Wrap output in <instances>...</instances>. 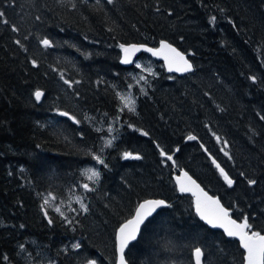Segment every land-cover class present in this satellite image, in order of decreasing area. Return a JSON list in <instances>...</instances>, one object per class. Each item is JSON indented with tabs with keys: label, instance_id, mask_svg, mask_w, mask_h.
<instances>
[{
	"label": "trees",
	"instance_id": "1",
	"mask_svg": "<svg viewBox=\"0 0 264 264\" xmlns=\"http://www.w3.org/2000/svg\"><path fill=\"white\" fill-rule=\"evenodd\" d=\"M0 12V264H114L115 230L147 199L169 206L142 226L127 264H193L196 248L202 264H242L171 176L186 172L264 235V0H0ZM162 41L190 74L166 75L144 54L119 65L121 45Z\"/></svg>",
	"mask_w": 264,
	"mask_h": 264
},
{
	"label": "snow or ice",
	"instance_id": "2",
	"mask_svg": "<svg viewBox=\"0 0 264 264\" xmlns=\"http://www.w3.org/2000/svg\"><path fill=\"white\" fill-rule=\"evenodd\" d=\"M84 2L86 3L87 0H84ZM107 2L111 4L113 3V0H107ZM74 6L75 5H73V7ZM4 16L5 14L3 12H0V21H2L3 23H8V21L4 19ZM37 19H39V17H37ZM215 20L216 17L213 16L210 20V23H214ZM17 30V28L12 27V31L15 32ZM17 43L19 44L20 42L17 41ZM42 43L46 48L51 46L49 40L47 39L43 40ZM121 48L125 53V57L121 61V63L124 64L131 63L132 61L130 59V54L132 52L140 50L135 45L131 47H124L123 45H121ZM144 51L151 52L153 55H160L165 51L171 53V55L164 56V59L168 62L169 71L189 72L192 70V64L189 63V61L185 59V57L175 48H172L169 44L163 41L161 42L159 49L154 50L151 48H145ZM33 63L35 64V62ZM136 66L140 67V65L138 64ZM140 79H143V77H140ZM252 79L253 81H255L254 77H252ZM65 83H68V81H65ZM41 96L42 93L40 91H37L35 93V98L37 100H39ZM122 100H124V106L127 107L129 111H135L134 101H131L124 97H122ZM60 115H67V113L62 112L60 113ZM262 119H264V117H262ZM109 131H111V129H109ZM144 134L146 135V133ZM188 139L194 140L195 137L190 135L188 136ZM217 139H219V137ZM110 146L111 141L109 140L106 142L105 147ZM160 154L161 156H165L167 160H172L171 155H167L163 151H161ZM225 154L227 155V153ZM93 159H95L99 164H104V160L98 155H93ZM124 159L139 160L141 159V157L138 155L132 156L130 153H125ZM213 163H215V161H213ZM104 166L107 167L106 164ZM216 166L220 169L221 176H223L227 184L231 186L233 184V180L224 172L222 168H220L218 164ZM87 172L91 173V175L88 176L89 180H95L99 178L98 171L89 168L87 169ZM184 175L187 178L188 183H180V191H191L192 194L197 197L196 211L200 218L213 228H222L229 237H238L240 246L245 250L246 253V255L244 256L246 264H264V235L257 231H251V225L248 223L247 217L244 218V221L242 223H237L236 220L231 219L229 217L228 211L220 205V202L218 200L207 196V194L199 188V185H197L195 181L191 180L190 177H187V173H185ZM249 183L255 184L256 181L250 180ZM83 188L87 191H92V189L89 188L88 184H84ZM49 195L51 196V194ZM52 198L55 199V197ZM77 202L81 204V209L86 212L87 207L80 201L79 197H77ZM48 204L49 200L48 198H45L44 203L41 205V208L43 209ZM168 206L169 205H166L163 200L146 201L139 205L135 217L120 227L117 235L120 253L119 264H126L124 250L128 247V244L131 241L137 238V234L140 231V226L144 223L147 217L150 216L157 208ZM54 211L59 213L61 217L67 221V223H72V220L66 217L64 213L61 212V209L59 207H55ZM45 216H47L46 211ZM48 222L49 224H51L53 221L49 219ZM79 247V243L73 245V248L78 249ZM194 255L196 264H202L201 257L203 256V252L201 248H196L194 251Z\"/></svg>",
	"mask_w": 264,
	"mask_h": 264
},
{
	"label": "water",
	"instance_id": "3",
	"mask_svg": "<svg viewBox=\"0 0 264 264\" xmlns=\"http://www.w3.org/2000/svg\"><path fill=\"white\" fill-rule=\"evenodd\" d=\"M133 45H135L137 48H139L140 50L139 51H135V52H132L131 54H130V59H131V63H129V64H124V63H121V61L124 59V57H125V53L123 52V50L121 49V51H120V55H119V65L120 66H122V67H124V68H129V67H131V66H133V64L136 62V60L138 59V57L141 55V54H144V55H147L149 58H151L152 60H154V61H157V62H159L161 65H162V68H163V70H164V73L166 74V75H173V76H176V77H183V76H186L187 74H190L191 72H192V70L191 71H189V72H178V71H169V68H168V62L164 59V56L165 55H171V53H168V52H162L160 55H153L151 52H147V51H144V49L145 48H150V47H147V46H145V45H140V44H129V45H126V46H124V47H131V46H133ZM160 45H161V42L156 46V47H153V48H151V49H159L160 48ZM171 46V45H170ZM172 48H174L173 46H171ZM178 51V50H177ZM179 52V51H178ZM182 54V53H181ZM184 57H185V59H187L186 58V56L184 55V54H182ZM188 60V59H187ZM189 61V60H188ZM189 63H190V61H189ZM35 97V96H34ZM36 99V98H35ZM37 100V99H36ZM208 159H209V161L211 162V164L213 165V167L215 168V170L217 171V173L218 174H220V169L219 168H217V163L215 162V163H213V159L210 157V156H208ZM186 172H184V171H178V172H174L173 173V175L171 176V180H172V183H173V185H174V187H175V189H176V191H177V193L178 194H180V195H185V196H188L189 198H191V201H192V211H193V213H194V215H195V217L204 225V226H206L208 229H210V230H213V231H218V232H220L225 238H228V239H232V240H234L237 244H238V247L240 248V250L242 251V264H246V261L244 260V256L246 255V253H245V250L240 246V241H239V238L238 237H229L225 232H224V230L222 229V228H213V227H211L209 224H207L204 220H202L201 218H200V216L197 214V211H196V196H194L193 194H192V192L191 191H186V192H181L180 191V183H188V180H187V178L185 177V174ZM221 175V174H220ZM187 177H190L188 174H187ZM223 177V176H222ZM191 178V177H190ZM191 180H193V181H195L194 179H192L191 178ZM195 183L197 184V185H199L196 181H195ZM199 188L204 192V193H206L200 186H199ZM207 194V196H209V197H212V196H210L208 193H206ZM213 199H215V200H218L216 197H212ZM152 200H159V199H147V200H144V201H141V202H139L138 204H137V206H136V208L134 209V211H133V213H132V215H131V217L130 218H128L127 220H125L122 224H120L119 225V227L115 230V233H114V252H115V262H114V264H119V258H120V253H119V244H118V240H117V235H118V232H119V229H120V227L122 226V225H124L125 223H127L129 220H131V219H133L134 217H135V215H136V212H137V209H138V207H139V205L140 204H142V203H144V202H146V201H152ZM219 201V200H218ZM166 204V203H165ZM220 205H221V203H220ZM222 206V205H221ZM223 207V206H222ZM162 208H164V207H160V208H157L150 216H148L147 217V219L144 221V223L140 226V229L142 228V226L151 218V217H153L160 209H162ZM224 208V207H223ZM228 213H229V211H228ZM229 217H230V215H229ZM231 218V217H230ZM232 219V218H231ZM237 223H242V222H237ZM139 234V233H138ZM138 234H137V237H138ZM137 239V238H136ZM136 239L135 240H133V241H131L129 244H128V246L129 245H131L132 243H134L135 241H136ZM127 248H125V250H126ZM125 250H124V252H125ZM195 251V250H194ZM194 251H193V253H192V261H193V264H196V261H195V255H194ZM201 260H202V258H201ZM127 264V263H126Z\"/></svg>",
	"mask_w": 264,
	"mask_h": 264
},
{
	"label": "rangeland",
	"instance_id": "4",
	"mask_svg": "<svg viewBox=\"0 0 264 264\" xmlns=\"http://www.w3.org/2000/svg\"><path fill=\"white\" fill-rule=\"evenodd\" d=\"M138 63H136V65H137ZM139 65V64H138ZM141 70L143 71V72H147L148 73V71L145 69V68H141ZM140 76H141V74H139ZM137 83L139 84V85H141V92H144V89H145V85H144V83H145V78L143 77V79H139V80H137ZM122 97H124V98H126V99H129V100H131V101H133V99L129 96V95H121V97H120V99H121V101H122V103H123V105H124V100H122ZM87 173H89V172H87ZM91 174V173H90Z\"/></svg>",
	"mask_w": 264,
	"mask_h": 264
}]
</instances>
